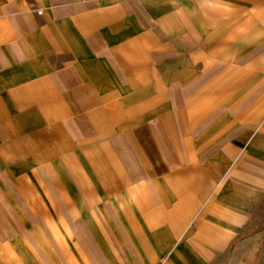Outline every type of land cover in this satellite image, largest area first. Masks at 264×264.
I'll return each mask as SVG.
<instances>
[{"label":"crops","instance_id":"crops-1","mask_svg":"<svg viewBox=\"0 0 264 264\" xmlns=\"http://www.w3.org/2000/svg\"><path fill=\"white\" fill-rule=\"evenodd\" d=\"M259 229L264 0H0V264H212Z\"/></svg>","mask_w":264,"mask_h":264},{"label":"rangeland","instance_id":"rangeland-1","mask_svg":"<svg viewBox=\"0 0 264 264\" xmlns=\"http://www.w3.org/2000/svg\"><path fill=\"white\" fill-rule=\"evenodd\" d=\"M122 214V213H121ZM109 220H112L110 213L107 214ZM114 224V222H110ZM52 229L54 227L50 225ZM115 227V225H114ZM116 228V227H115ZM55 230V229H54ZM63 236H56V242L58 244H64ZM62 259H61V257ZM65 252L60 251L56 252L57 264H62L64 259ZM264 259V232H261L260 229L253 231L248 237L243 238L234 244L230 250L220 257H218L212 264H257L258 261ZM64 261V260H63Z\"/></svg>","mask_w":264,"mask_h":264}]
</instances>
